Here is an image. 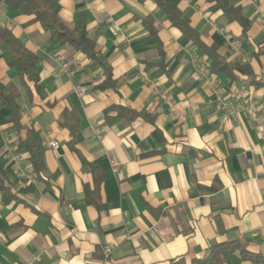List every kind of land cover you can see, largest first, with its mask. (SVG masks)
Instances as JSON below:
<instances>
[{"label":"crops","instance_id":"1","mask_svg":"<svg viewBox=\"0 0 264 264\" xmlns=\"http://www.w3.org/2000/svg\"><path fill=\"white\" fill-rule=\"evenodd\" d=\"M164 1L206 46L249 74H214L153 0H58L59 18L68 27L85 20L111 68L115 85L99 90L104 75L96 62L51 37L34 15L0 4V29L38 58L34 84L0 52V83L18 93L19 135L34 130L43 146L36 178L0 103L9 188L0 193V264H191L229 243L235 250L218 264H255L243 250L264 257V121L247 111L253 101L264 115V0H227L249 22L245 39L208 0ZM57 54L71 77H55ZM193 57L224 100L242 92L225 122ZM16 154L24 157L19 170Z\"/></svg>","mask_w":264,"mask_h":264},{"label":"trees","instance_id":"2","mask_svg":"<svg viewBox=\"0 0 264 264\" xmlns=\"http://www.w3.org/2000/svg\"><path fill=\"white\" fill-rule=\"evenodd\" d=\"M161 8L170 23L177 27L186 37V39L197 49L210 59V68L214 74L230 73L237 71L239 73L249 74L247 68L237 65L234 62H227L224 56H221L216 45L206 46L199 38L198 34L191 29L189 24L179 18L174 3H166L164 0H153ZM213 3V10H220L228 22H236L241 27V36L245 39L249 30V22L241 15V9L231 6L227 0H208ZM0 4H7L17 7L23 14L34 15L35 20L41 25L42 29L49 33L51 37L58 38L62 44L69 46L73 51L86 56L88 59L96 62L103 71L104 80L97 87L99 90L113 88L115 82L112 79L111 68L105 59L96 50L95 43L89 39L85 20L75 22L73 27H68L59 18L58 0H0ZM0 52L7 67L14 69L21 80L33 82L38 81L37 66L38 58L35 54L28 51L8 30L0 29ZM18 93L15 88H6L0 83V103L10 113L12 128L17 134L22 130L21 111L17 103ZM125 112V111H124ZM130 112V111H129ZM133 117L137 114L130 112ZM120 114V113H119ZM68 127L71 135L75 128ZM17 149L22 151L31 163L32 173L39 178L43 170V146L40 136L34 130H26L24 137L18 136ZM7 179L5 177L3 166L0 162V193H6ZM236 244H221L214 246L209 255L202 260H194L191 264H218L224 262L235 250ZM243 258L250 260L255 264H264V257L254 255L245 250L242 251ZM172 264H183L181 261Z\"/></svg>","mask_w":264,"mask_h":264},{"label":"built area","instance_id":"3","mask_svg":"<svg viewBox=\"0 0 264 264\" xmlns=\"http://www.w3.org/2000/svg\"><path fill=\"white\" fill-rule=\"evenodd\" d=\"M258 14L261 18V23H260L261 32H262V34H264V9H258ZM231 48L233 50H237V48H238L237 43L232 42ZM54 59L57 62V65L59 68L58 73L55 75V77H57L60 73H64L67 77H71L72 72L69 69V63L66 61V59L63 56L58 55V54L54 56ZM193 63H194V65L197 66V69H198L200 76L206 78L207 81L209 82L212 98H213L214 102L223 111V115H222L221 120H222V122H225L228 119L229 115H231L234 112V106L238 105L239 102L242 100V92H235L232 94L231 99L224 100L221 96V89L219 87L218 82L206 73L205 69L201 65V60L197 57H193ZM85 92H86V88H84V87H82V88L79 87V88L75 89V93L79 97H83ZM247 111L250 112L251 114L256 115V120L259 123H262L264 121V115L258 114V107L255 105V103L253 101L248 103ZM47 147L52 149V150H56L58 148V143L54 142V141H50L47 143ZM23 160H24V157L22 155H19V154L14 155L13 156V164H12L13 168L15 170H19V164ZM109 254H110V248L105 247L103 250V255L105 257H108Z\"/></svg>","mask_w":264,"mask_h":264}]
</instances>
